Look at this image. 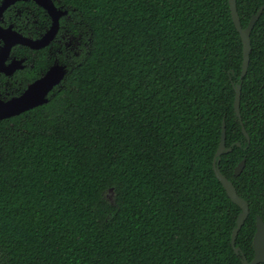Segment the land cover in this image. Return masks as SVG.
Masks as SVG:
<instances>
[{
    "label": "trees",
    "instance_id": "trees-1",
    "mask_svg": "<svg viewBox=\"0 0 264 264\" xmlns=\"http://www.w3.org/2000/svg\"><path fill=\"white\" fill-rule=\"evenodd\" d=\"M59 1L88 47L49 103L0 122V264L252 261L264 220V10L242 82L248 143L229 0ZM237 7L245 28L264 0ZM223 123L232 151L219 167L250 207L239 256L241 209L213 169Z\"/></svg>",
    "mask_w": 264,
    "mask_h": 264
},
{
    "label": "flooded vegetation",
    "instance_id": "flooded-vegetation-1",
    "mask_svg": "<svg viewBox=\"0 0 264 264\" xmlns=\"http://www.w3.org/2000/svg\"><path fill=\"white\" fill-rule=\"evenodd\" d=\"M74 23L59 0H0L1 101L21 97L54 66L65 67L68 75L73 57L88 47L81 31L77 35L71 32ZM64 81L49 92V100Z\"/></svg>",
    "mask_w": 264,
    "mask_h": 264
},
{
    "label": "water",
    "instance_id": "water-1",
    "mask_svg": "<svg viewBox=\"0 0 264 264\" xmlns=\"http://www.w3.org/2000/svg\"><path fill=\"white\" fill-rule=\"evenodd\" d=\"M231 16L233 23L235 25L236 30L240 34L242 44H243V64H242V72L240 76L241 83L235 86V102L234 109L235 114L240 120L242 124V129L245 137L250 143L251 139L246 129L243 126L242 116H241V95H242V82L245 76L248 73L250 60H251V52H252V42H251V34L252 31L260 19L264 7L260 9V11L254 15L248 26L243 28L240 15L238 13L237 0H229ZM67 69L63 66H54L51 70L44 76L42 79L38 80L34 84H32L28 90L19 98H14L9 101L3 102L0 100V120L11 118L18 116L24 112H27L36 107L42 106L44 104L49 103L48 94L49 92L58 84H60L63 80L66 79ZM237 146H241L240 143ZM232 151L231 148H227L226 144V124L223 123L222 129V137L220 146L217 150V153L214 157L213 161V169L217 179L222 184L225 189L228 197L231 201L236 204L240 209L241 213L238 216L236 228L233 231L232 235V246L236 255H241L242 250L240 247H236V240L240 230L243 225L247 221L250 214V207L247 201L242 199L234 186V184L227 179L220 170V162L221 157L224 154L230 153ZM246 160H242L235 169V175L240 176L245 168ZM254 246V258L252 261H248L246 257H243V264H261L264 263V222L261 217H257V231L253 240Z\"/></svg>",
    "mask_w": 264,
    "mask_h": 264
}]
</instances>
